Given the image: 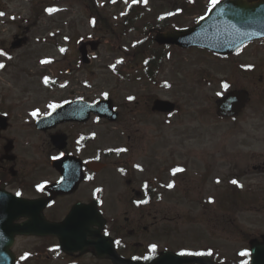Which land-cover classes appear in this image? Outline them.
<instances>
[{"label":"rangeland","instance_id":"1","mask_svg":"<svg viewBox=\"0 0 264 264\" xmlns=\"http://www.w3.org/2000/svg\"><path fill=\"white\" fill-rule=\"evenodd\" d=\"M208 3L0 0V100L22 106L24 93L29 107L47 111L75 95L109 96L117 118L94 116V142L82 152L106 161L94 185H104L103 216L112 229L142 241L155 237L160 248L185 246L243 261L248 239L264 232V41L217 55L161 45L147 32L165 20L167 27L191 24ZM94 7L102 13L97 19ZM79 39L98 42L94 51L88 47V62L79 57ZM234 88L247 90L246 104L233 115L218 114L217 98ZM154 97L177 106L152 111ZM19 145L20 155L40 162L52 151L47 133L35 129L28 145L22 139ZM116 162L128 167L126 178L116 174ZM143 178L157 185V196L133 206ZM50 242L19 236V264H110L89 253H57Z\"/></svg>","mask_w":264,"mask_h":264},{"label":"water","instance_id":"2","mask_svg":"<svg viewBox=\"0 0 264 264\" xmlns=\"http://www.w3.org/2000/svg\"><path fill=\"white\" fill-rule=\"evenodd\" d=\"M155 39L159 43H173L180 46L196 45L205 47L216 53L227 54L234 52L239 46L254 38H264V0H218L215 5L209 6L207 12L199 17L195 23L185 27L169 30L155 29ZM17 39L13 45L19 44ZM98 42L90 41L92 48ZM84 61H87L85 42L80 46ZM248 93L245 89H235L222 95L217 100V111L223 115L237 113L245 105ZM175 107L173 101L156 97L152 101L153 110L170 111ZM90 111L109 119H115L117 110L109 97L88 101L84 98H75L57 105L50 115L46 114L36 120L38 127L46 128L63 120L85 119ZM64 134L56 132L51 135L52 142L62 147L65 145ZM75 163L80 169V160L73 155L57 156L52 159L55 167L61 170L62 161ZM103 165L102 162L94 161V169ZM66 176L63 175V178ZM60 183L59 185H57ZM59 182L49 185L63 189ZM18 215L26 216L19 224H0V264H13V255L10 252V244L14 233L47 235L58 237L60 247L66 252L77 250L85 251L89 246L97 257H110L114 264H234L216 262L211 258L198 254H182L170 249L161 251L156 257L148 262L134 259H126L119 256L113 247L112 239L107 234L101 233L104 218L94 201V224H65L68 222H81L76 217V210L81 206L79 203L72 206L67 216L60 221H49L42 213L45 205L44 198L18 197ZM248 264H264V234L261 239L253 237L249 240Z\"/></svg>","mask_w":264,"mask_h":264},{"label":"flooded vegetation","instance_id":"3","mask_svg":"<svg viewBox=\"0 0 264 264\" xmlns=\"http://www.w3.org/2000/svg\"><path fill=\"white\" fill-rule=\"evenodd\" d=\"M14 37H18L17 34ZM26 91V90H23ZM81 96V95H75ZM4 97V96H3ZM69 97V99L73 98ZM30 97L23 93L21 102L23 107L17 100L11 102H2L0 100V224H19L26 219L23 215H18L17 201L15 198L19 196L28 198H47V203L42 211L45 217L51 221L63 220L70 212L73 205L79 203L81 205L75 212L76 217L80 218L81 222H68L65 224H94V200L97 201L98 208L105 215L103 197L104 185H94V175L103 169L107 164L98 170H94V158L101 159V153L83 154L84 148L94 142V113H91L84 120H64L45 129L36 128L35 120L38 117L46 114L47 111H38L33 107H29L27 102ZM17 106H20L17 108ZM36 111L35 116L32 113ZM99 118V117H97ZM102 118V117H101ZM30 129L46 132L49 137L51 152L47 153L44 162L23 157L19 153V139H22L23 145H28ZM62 132L65 134L66 144L63 148H58L52 144L50 135L53 132ZM121 149L113 151V154H119ZM72 154L80 158V169L75 163L66 162L62 165L61 170L56 169L50 159L53 156L62 154ZM103 154H105L103 152ZM108 154V153H107ZM117 175L126 178L129 174L128 167L124 164L116 162ZM37 171H39L37 173ZM41 174L43 177H39ZM61 175L66 176L69 181L63 185V189L50 188L49 184L57 181ZM42 185V187H38ZM135 189V188H134ZM157 185H153L150 180L143 178L139 184L136 193L135 201L138 204L150 201L157 196ZM19 193V195H17ZM156 214L154 215V217ZM147 229L146 226H143ZM117 231V233L115 232ZM112 229L109 224V218H106L103 233L109 234L112 239L115 252L122 258L148 261L159 254L165 246L160 248L158 240L147 238L146 241L132 237L133 233H127L122 229ZM151 230H146L150 232ZM157 233V230L155 231ZM152 232L154 236L156 233ZM17 232L14 233L10 244V252L13 255V264H19L18 238ZM146 236V235H145ZM41 237V236H37ZM43 237V236H42ZM44 237L53 238L55 244L50 242V245L57 248V253H64L60 250L58 238L54 235H46ZM132 240H128L127 238ZM155 246L154 248L152 246ZM183 254L194 252L193 248L185 246H177L174 248ZM91 254L94 258L105 259L110 264H114L110 257L98 258L92 253V247L89 246L85 251L77 250L71 253L65 252L68 256H77L83 254ZM242 262L241 264H245Z\"/></svg>","mask_w":264,"mask_h":264},{"label":"snow or ice","instance_id":"4","mask_svg":"<svg viewBox=\"0 0 264 264\" xmlns=\"http://www.w3.org/2000/svg\"><path fill=\"white\" fill-rule=\"evenodd\" d=\"M216 3H218V0H210V6H211V5H215ZM47 11L52 12V11H54V9L49 8V9H47ZM0 15H2V13H0ZM42 62H43V61H42ZM0 67H3V65H0ZM46 79H47V78H46ZM129 99H131V97H129ZM49 107L54 109L55 107H57V105L52 104V105H49ZM36 114H37L36 111H34V112L32 113L33 116H35ZM47 114L50 115V113H47ZM175 171H180V169H175ZM232 183L235 184V183H237V181L233 180ZM38 187H42V185H38ZM168 187H172V185L169 184ZM17 195H19V193H17ZM152 247L154 248L155 246L153 245ZM197 254H199V253H197ZM22 258H23V257H22Z\"/></svg>","mask_w":264,"mask_h":264},{"label":"trees","instance_id":"5","mask_svg":"<svg viewBox=\"0 0 264 264\" xmlns=\"http://www.w3.org/2000/svg\"><path fill=\"white\" fill-rule=\"evenodd\" d=\"M131 6H129V8H128V11H127V15L130 17V19H132V18H136V16H137V14H136V12H134V10H133V8H130ZM94 11H95V18L97 19L98 18V15H102V13L97 9V8H95L94 7ZM97 14V15H96Z\"/></svg>","mask_w":264,"mask_h":264}]
</instances>
